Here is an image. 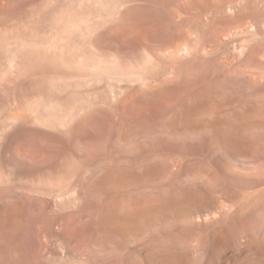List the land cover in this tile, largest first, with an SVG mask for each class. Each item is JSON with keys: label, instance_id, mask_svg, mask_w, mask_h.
Masks as SVG:
<instances>
[{"label": "rangeland", "instance_id": "374dc122", "mask_svg": "<svg viewBox=\"0 0 264 264\" xmlns=\"http://www.w3.org/2000/svg\"><path fill=\"white\" fill-rule=\"evenodd\" d=\"M0 264H264V0H0Z\"/></svg>", "mask_w": 264, "mask_h": 264}]
</instances>
